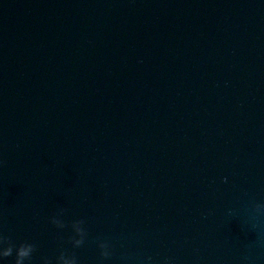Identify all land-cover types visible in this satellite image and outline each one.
Listing matches in <instances>:
<instances>
[{
	"label": "water",
	"instance_id": "water-1",
	"mask_svg": "<svg viewBox=\"0 0 264 264\" xmlns=\"http://www.w3.org/2000/svg\"><path fill=\"white\" fill-rule=\"evenodd\" d=\"M257 204L264 0H0V234L31 264H264Z\"/></svg>",
	"mask_w": 264,
	"mask_h": 264
},
{
	"label": "clouds",
	"instance_id": "clouds-1",
	"mask_svg": "<svg viewBox=\"0 0 264 264\" xmlns=\"http://www.w3.org/2000/svg\"><path fill=\"white\" fill-rule=\"evenodd\" d=\"M255 211L258 214L264 215V204H257L255 206ZM57 228H63L64 225L56 222L55 220L51 221ZM78 223L84 224L83 220L77 221ZM87 236L86 231L82 230L81 232V238L76 239L73 242V247H80L84 244L85 238ZM4 245H7L2 252H0V260H7L9 257L13 256V253L15 251V257H14V264H31L32 260V254L36 251V245L33 243L23 242L20 243L18 246L13 243L10 237L5 236L3 234H0V247H3ZM109 245L106 242H102L99 244L100 256L103 259H107L110 257L111 253L104 250L108 248ZM68 254H66L64 251H61L59 256L56 258V264H67V258ZM71 264H78L77 258L75 255H71ZM44 264H51V262L45 258Z\"/></svg>",
	"mask_w": 264,
	"mask_h": 264
}]
</instances>
